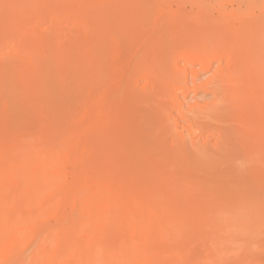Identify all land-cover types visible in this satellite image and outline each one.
<instances>
[{"label":"rangeland","instance_id":"rangeland-1","mask_svg":"<svg viewBox=\"0 0 264 264\" xmlns=\"http://www.w3.org/2000/svg\"><path fill=\"white\" fill-rule=\"evenodd\" d=\"M0 264H264V0H0Z\"/></svg>","mask_w":264,"mask_h":264}]
</instances>
